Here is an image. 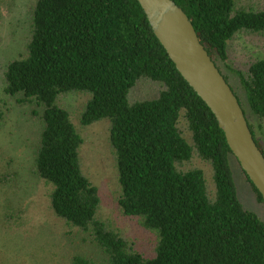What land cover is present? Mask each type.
<instances>
[{
    "label": "trees",
    "instance_id": "obj_1",
    "mask_svg": "<svg viewBox=\"0 0 264 264\" xmlns=\"http://www.w3.org/2000/svg\"><path fill=\"white\" fill-rule=\"evenodd\" d=\"M189 17L201 43L217 60L229 59L239 34L264 35V8L240 0H173ZM222 73L221 69L219 68ZM241 104L264 123V58L234 72ZM6 94L40 108L43 124L34 172L50 187L55 215L89 233L108 264H264V218L240 200L235 163L257 201H264L232 154L223 131L184 80L154 35L137 0H36L26 54L8 63ZM143 81L159 86L154 98L133 101ZM83 94L79 123L110 122L124 214L157 235L152 257L135 251L97 218L99 190L85 175L84 139L59 104ZM195 159L211 169V186ZM75 264H96L76 258Z\"/></svg>",
    "mask_w": 264,
    "mask_h": 264
},
{
    "label": "rangeland",
    "instance_id": "obj_2",
    "mask_svg": "<svg viewBox=\"0 0 264 264\" xmlns=\"http://www.w3.org/2000/svg\"><path fill=\"white\" fill-rule=\"evenodd\" d=\"M36 0H0V264H75L76 258L108 264L104 252L89 233L69 226L58 218L50 205V187L34 172L35 158L43 129L34 112L37 107L22 105L5 92L4 72L9 62L26 54ZM244 7L264 8V0H240ZM264 58V35L242 33L229 43V59L217 60L222 73L244 101L238 71H247ZM157 84L143 81L130 98H154ZM83 94H68L59 104L68 109L84 139L82 163L85 175L99 190L101 204L97 218L121 235L137 252L152 257L157 235L146 230L140 219L124 214L119 199L122 193L117 164L110 143V122L103 120L86 128L79 123L82 107L89 100ZM264 148V123L249 115ZM212 186L210 166L195 159ZM238 193L245 209L264 218L261 205L246 178L233 163Z\"/></svg>",
    "mask_w": 264,
    "mask_h": 264
},
{
    "label": "water",
    "instance_id": "obj_3",
    "mask_svg": "<svg viewBox=\"0 0 264 264\" xmlns=\"http://www.w3.org/2000/svg\"><path fill=\"white\" fill-rule=\"evenodd\" d=\"M176 69L215 116L226 142L264 201V155L237 96L187 14L173 0H137Z\"/></svg>",
    "mask_w": 264,
    "mask_h": 264
}]
</instances>
